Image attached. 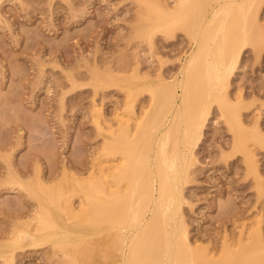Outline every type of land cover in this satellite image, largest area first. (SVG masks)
Returning a JSON list of instances; mask_svg holds the SVG:
<instances>
[{
	"label": "rangeland",
	"instance_id": "rangeland-1",
	"mask_svg": "<svg viewBox=\"0 0 264 264\" xmlns=\"http://www.w3.org/2000/svg\"><path fill=\"white\" fill-rule=\"evenodd\" d=\"M187 1H0V239L35 214L38 200L28 186L44 193L38 176L50 183L52 173L61 178L67 168L69 176L51 185L78 207L84 195L74 193L72 177L87 178L122 158L104 156L107 134L96 120L135 126L154 113L149 87L160 91L164 81L177 82L195 47ZM177 8L179 21L167 24L168 11ZM254 10L255 41L244 46L228 87L229 98L238 102L242 95L244 104L230 115L226 103L213 106L183 186L189 238L217 256L245 222L261 219L264 233V147L251 138L257 119L264 133V0ZM238 114L248 129L246 147L235 141ZM253 156L263 190L248 164ZM107 234L94 238L101 242ZM66 248L29 246L16 252L15 264H67L73 249ZM91 248L83 244L80 252Z\"/></svg>",
	"mask_w": 264,
	"mask_h": 264
},
{
	"label": "bare ground",
	"instance_id": "bare-ground-1",
	"mask_svg": "<svg viewBox=\"0 0 264 264\" xmlns=\"http://www.w3.org/2000/svg\"><path fill=\"white\" fill-rule=\"evenodd\" d=\"M261 1L184 3L190 7L195 47L187 53L189 56L185 55L188 57L179 70L180 79L175 83L164 81L160 91L149 87L158 106L135 126L120 119L115 128L107 119L96 120L107 134L104 156L109 161L117 155L122 158L99 173L91 170L87 178L77 174L72 177L74 193L84 195L78 207L67 192L51 185L69 176L67 168L61 178L52 173L50 183L37 177L44 193L28 186L38 200L37 209L29 220L16 224L11 237L0 239V259L5 264H15L18 250L44 242L64 250L72 246L67 264H264L261 219L245 222L235 237L227 236L217 256L208 248L192 244L182 212L183 186L213 106L217 104L222 109L226 103L230 115L244 104L242 95L238 102L229 98L228 87L244 46L255 41L253 12ZM179 12V8L169 10L167 24L177 23ZM138 35L144 32L138 31ZM95 82L97 86L102 84L99 78ZM126 89L134 96L131 86ZM254 124L251 138L264 147L258 119ZM233 131L237 146H245L248 129L241 114L235 117ZM248 164L263 190L254 156ZM104 233H108L106 237L96 241L94 237ZM83 244L92 248L81 253Z\"/></svg>",
	"mask_w": 264,
	"mask_h": 264
}]
</instances>
